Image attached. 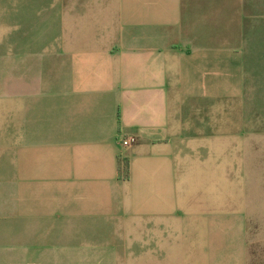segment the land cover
I'll return each mask as SVG.
<instances>
[{
  "label": "crops",
  "instance_id": "0c3cea01",
  "mask_svg": "<svg viewBox=\"0 0 264 264\" xmlns=\"http://www.w3.org/2000/svg\"><path fill=\"white\" fill-rule=\"evenodd\" d=\"M256 219L264 0H0V264H248Z\"/></svg>",
  "mask_w": 264,
  "mask_h": 264
},
{
  "label": "rangeland",
  "instance_id": "374dc122",
  "mask_svg": "<svg viewBox=\"0 0 264 264\" xmlns=\"http://www.w3.org/2000/svg\"><path fill=\"white\" fill-rule=\"evenodd\" d=\"M260 85L262 92V84ZM248 264H264V221L262 220H250L248 223Z\"/></svg>",
  "mask_w": 264,
  "mask_h": 264
},
{
  "label": "built area",
  "instance_id": "2783aa9c",
  "mask_svg": "<svg viewBox=\"0 0 264 264\" xmlns=\"http://www.w3.org/2000/svg\"><path fill=\"white\" fill-rule=\"evenodd\" d=\"M137 143V139L135 137H127L120 141L121 146L124 148H129Z\"/></svg>",
  "mask_w": 264,
  "mask_h": 264
}]
</instances>
